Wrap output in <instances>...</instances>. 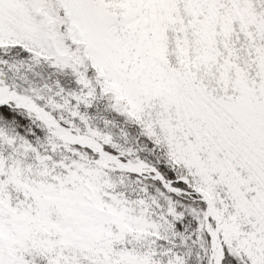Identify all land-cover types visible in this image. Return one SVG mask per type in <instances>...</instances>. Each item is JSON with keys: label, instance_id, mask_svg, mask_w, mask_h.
<instances>
[{"label": "snow or ice", "instance_id": "snow-or-ice-1", "mask_svg": "<svg viewBox=\"0 0 264 264\" xmlns=\"http://www.w3.org/2000/svg\"><path fill=\"white\" fill-rule=\"evenodd\" d=\"M0 264H264V0H0Z\"/></svg>", "mask_w": 264, "mask_h": 264}]
</instances>
